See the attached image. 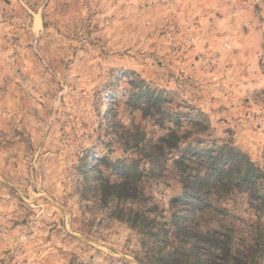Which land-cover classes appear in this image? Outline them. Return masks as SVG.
I'll return each mask as SVG.
<instances>
[{
	"label": "rangeland",
	"instance_id": "rangeland-1",
	"mask_svg": "<svg viewBox=\"0 0 264 264\" xmlns=\"http://www.w3.org/2000/svg\"><path fill=\"white\" fill-rule=\"evenodd\" d=\"M207 148L251 188L200 198ZM112 192L189 196L219 262L264 249V0H0V264H150Z\"/></svg>",
	"mask_w": 264,
	"mask_h": 264
},
{
	"label": "trees",
	"instance_id": "trees-1",
	"mask_svg": "<svg viewBox=\"0 0 264 264\" xmlns=\"http://www.w3.org/2000/svg\"><path fill=\"white\" fill-rule=\"evenodd\" d=\"M198 153L202 156V168L197 171L193 169L183 170L186 176H194L195 178H188L190 184L197 185L199 179H207L203 186V192L199 195L200 198L210 199L211 191L221 188V184H235L239 190L251 188L259 170L254 167L249 161L243 159L242 156L235 152L230 154L225 160L231 165L232 169H225L222 164L223 154L218 153V149H200ZM130 170V167H128ZM215 175L217 180H215ZM218 176L222 177L218 181ZM137 177L135 175L128 176L126 181V188H136ZM88 180V179H87ZM89 181V180H88ZM211 184V187L207 188ZM256 194H258L256 192ZM189 196L176 197L173 199L174 204H180L182 209L177 210V207L170 208V220L163 213H156L157 215L151 218L150 212L146 210V203L140 202L134 196L126 195L114 199V192L108 197V203H111L112 209L117 212H122L128 217V222H132V226L138 229L143 241L146 254L144 257L150 264H264V249L255 243L251 247L249 261L243 259L231 260V256L227 255L222 261L214 260L212 258L221 256V248L216 244H211L210 241L204 240L199 242L202 232L199 223L198 213H192L187 206ZM264 202V196H260ZM141 200H144L143 197ZM260 209H264V205L260 203ZM137 205V209H134ZM193 222L197 226L194 227ZM167 223L171 224L167 225ZM211 244V246H210ZM168 261V263H167Z\"/></svg>",
	"mask_w": 264,
	"mask_h": 264
}]
</instances>
